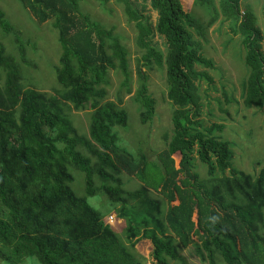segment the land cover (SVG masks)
<instances>
[{"label":"trees","instance_id":"16d2710c","mask_svg":"<svg viewBox=\"0 0 264 264\" xmlns=\"http://www.w3.org/2000/svg\"><path fill=\"white\" fill-rule=\"evenodd\" d=\"M17 1L38 24L51 21L57 32L61 92L49 96L24 90L18 65L0 44L5 75L0 87V264H145L132 252L141 240L151 244L155 264H189L181 252L190 247L208 264H264V165L256 177L236 170L229 142L215 134L225 125L196 129L202 127L200 88L204 82L213 84L206 71L216 70L196 36L206 39L221 16L241 37L250 70L245 105L264 107L262 35L254 14L241 8L243 0H195L194 5L214 11L211 25L186 12L181 0H148L158 15L154 27L144 23L131 0H117L138 30L144 66L166 70L174 130L172 137L164 135L167 147L154 167L159 181L147 180L148 159L142 153L136 156L117 146L113 129L126 126L128 118L123 109L105 102L108 75L121 74L122 88L129 92L131 71L129 50L114 29L84 13L81 0ZM99 1L106 5L109 0ZM0 29L18 41L2 11ZM155 34L165 39L166 51L148 43ZM138 75L141 88L135 98L145 124L156 103L148 94L147 75L142 70ZM88 106L92 114L86 137L67 113ZM197 159L206 167V180L196 169ZM70 165L85 175L83 198L72 190ZM125 176L140 188L128 192ZM98 194L108 199L110 214L125 224L128 244L89 204Z\"/></svg>","mask_w":264,"mask_h":264},{"label":"rangeland","instance_id":"374dc122","mask_svg":"<svg viewBox=\"0 0 264 264\" xmlns=\"http://www.w3.org/2000/svg\"><path fill=\"white\" fill-rule=\"evenodd\" d=\"M186 12L192 15L203 25H211L215 15L195 0H181ZM134 9L145 17L144 23L154 27L157 23V12L153 11L148 0H131ZM262 0H243L241 8L249 10L256 18L257 28L261 31V52L264 55V16ZM81 10L91 16L108 29H114L116 35L129 50L131 83L130 91L122 88L124 78L117 72L108 75L107 97L105 102L114 103L123 109L127 115V125L115 127L113 132L117 137V146L136 156L143 154L148 162L145 174L148 181H159L160 172L154 167L159 164L158 155L166 149L168 140L164 135L171 136L174 130V108L169 101L168 85L165 67L153 65L145 67L142 58L145 51L137 44L138 30L135 23L128 19L125 7L117 0H109L102 5L99 0H81ZM0 11L5 15L7 22L14 28L18 41L12 33L6 34L0 29V44L5 47L6 55L11 56L18 65L21 85L24 90H36L49 96L58 95L61 88L56 81V67L62 50L57 39V32L51 21L38 24L31 14L25 10L17 0H0ZM243 12V11H241ZM223 17L217 24L210 27L206 39L199 38L203 46V53L214 61L216 70L206 71L213 79V84L204 82L201 86V123L197 131L205 132L204 127L213 124L225 125L224 131L216 132L221 141H227L234 152L233 166L246 175L258 176L264 165V107H246L244 101V83L250 75V70L244 62V52L241 37L231 32L228 23H222ZM148 43L163 51L167 50L165 39L155 34L147 38ZM142 70L148 77V94L155 101V114L145 124L141 123L139 105L136 102L137 93L141 88L138 72ZM201 71L203 68H199ZM5 83V75L0 71V87ZM245 83V84H246ZM207 95V96H206ZM208 97V98H207ZM231 99L228 101L227 99ZM121 101V103H119ZM80 136H89L92 110L67 113ZM195 128V127H194ZM172 137V136H171ZM85 151V150H83ZM86 152V151H85ZM87 153V152H86ZM176 158V157H175ZM202 180H206V167L198 161L194 162ZM261 164V165H260ZM74 182L72 190L79 198L86 196L85 175L73 166H69ZM229 176V172H227ZM123 177L124 188L128 192L140 188L137 180H126ZM89 204L99 211L107 225L113 229L128 244L125 236V224L119 221L115 213H111V204L108 199L98 194L89 199ZM132 250V249H131ZM151 244L141 240L132 252L145 259V264H155L151 258ZM189 264H208L200 259L194 249L190 247L182 252ZM35 262V261H33ZM26 264H35L27 261ZM219 264H224L219 260Z\"/></svg>","mask_w":264,"mask_h":264}]
</instances>
